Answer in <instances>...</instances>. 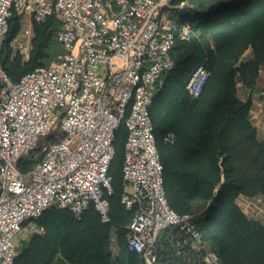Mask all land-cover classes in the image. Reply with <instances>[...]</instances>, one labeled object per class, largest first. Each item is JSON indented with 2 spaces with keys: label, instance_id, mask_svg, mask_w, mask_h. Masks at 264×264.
<instances>
[{
  "label": "built area",
  "instance_id": "obj_1",
  "mask_svg": "<svg viewBox=\"0 0 264 264\" xmlns=\"http://www.w3.org/2000/svg\"><path fill=\"white\" fill-rule=\"evenodd\" d=\"M183 6L189 5L0 0V43L9 19L26 16L24 45L17 50L26 59L31 20L52 15L62 45L49 65L18 80L11 81L0 66V264H12L18 255L13 239L20 230L43 233L33 220L46 208H65L76 218L92 208L102 222L109 221L107 170L113 133L121 124L127 138L120 202L133 211L124 225L126 248L136 256L132 264H219L193 214L167 204L148 116L154 94L175 67L174 38L188 40L191 34L188 22L181 24L171 13ZM208 77L204 67L196 68L185 85L189 95L196 97ZM40 138L47 140L39 144ZM30 154L38 161L23 173L18 162ZM108 249L112 255L120 251L114 232Z\"/></svg>",
  "mask_w": 264,
  "mask_h": 264
},
{
  "label": "trees",
  "instance_id": "obj_2",
  "mask_svg": "<svg viewBox=\"0 0 264 264\" xmlns=\"http://www.w3.org/2000/svg\"><path fill=\"white\" fill-rule=\"evenodd\" d=\"M170 2L189 5L171 13L181 24L188 22L191 34L188 40L174 38L170 56L175 67L164 76L148 109L167 204L179 214H193L219 264H264V220L248 217L236 203L240 195H264V137L250 119L251 93L264 69V0ZM31 24L26 59L10 44L21 26L17 16L9 19L7 35L0 43V66L11 81L49 65L62 50L57 40L60 24L54 16L31 20ZM247 50L249 57L245 58ZM200 66L209 77L193 97L185 85ZM240 89L246 92L245 98H239ZM113 136V157L107 170L109 221L102 222L92 208L79 218L65 208H46L33 220L43 233L31 234L21 243L12 264L135 261V254L126 248L124 230L133 211L120 202L125 125ZM32 156L18 162L21 172L38 161V156ZM112 232L120 249L115 255L108 249Z\"/></svg>",
  "mask_w": 264,
  "mask_h": 264
},
{
  "label": "crops",
  "instance_id": "obj_3",
  "mask_svg": "<svg viewBox=\"0 0 264 264\" xmlns=\"http://www.w3.org/2000/svg\"><path fill=\"white\" fill-rule=\"evenodd\" d=\"M245 58L249 57V50H247L244 54ZM239 98H245L247 95L242 89L237 92ZM252 94V106H251V122L255 126L260 137H264V69L259 72V79L255 85V92ZM260 200V203L256 205V201ZM236 203L239 208L242 209L246 213V215L253 219H259L263 221V212L259 210L262 208L264 210V195L256 196V197H247V196H238L236 199ZM259 207V208H258Z\"/></svg>",
  "mask_w": 264,
  "mask_h": 264
},
{
  "label": "rangeland",
  "instance_id": "obj_4",
  "mask_svg": "<svg viewBox=\"0 0 264 264\" xmlns=\"http://www.w3.org/2000/svg\"><path fill=\"white\" fill-rule=\"evenodd\" d=\"M19 22H20V29L19 31L17 32V34L15 35L14 38H12L10 44L11 46L13 47V50L17 51L18 48L22 47L24 44H23V28L27 22V17L26 16H22L20 19H19ZM240 96V95H239ZM47 140V138H40L39 140V144H42V143H45ZM35 154V152H34ZM32 154L30 155H23V158H27L28 156H31ZM262 219H264V212H263V217ZM29 237V234L26 233L25 230H20L18 232V235L13 239V242L14 244L19 248L20 244L25 242Z\"/></svg>",
  "mask_w": 264,
  "mask_h": 264
}]
</instances>
